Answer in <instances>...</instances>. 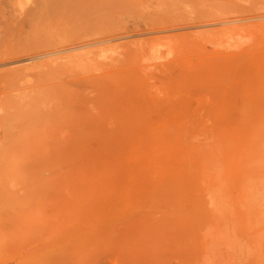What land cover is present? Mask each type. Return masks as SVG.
Masks as SVG:
<instances>
[{
  "label": "rangeland",
  "instance_id": "rangeland-1",
  "mask_svg": "<svg viewBox=\"0 0 264 264\" xmlns=\"http://www.w3.org/2000/svg\"><path fill=\"white\" fill-rule=\"evenodd\" d=\"M40 1L0 0V264H204L225 225L264 264V0Z\"/></svg>",
  "mask_w": 264,
  "mask_h": 264
},
{
  "label": "bare ground",
  "instance_id": "bare-ground-1",
  "mask_svg": "<svg viewBox=\"0 0 264 264\" xmlns=\"http://www.w3.org/2000/svg\"><path fill=\"white\" fill-rule=\"evenodd\" d=\"M39 1V0H38ZM43 0H41L40 2H42ZM47 1V0H46ZM45 1V2H46ZM57 1V0H56ZM55 1V2H56ZM99 1V0H98ZM102 1L103 0H101V3L99 4V6H102V5H104L103 3H102ZM44 2V3H45ZM54 2V1H53ZM65 2V1H64ZM64 2H60V6H62L63 5V3ZM67 2H68V5L69 4H71V5H69V6H73V2L74 1H72V0H67ZM66 2V3H67ZM70 2H72V3H70ZM75 2H78V1H76L75 0ZM74 2V3H75ZM84 2L86 3V1L84 0ZM100 2V1H99ZM47 3V2H46ZM61 3H62V5H61ZM84 3V4H85ZM88 3H90V2H88ZM58 4H59V2H58ZM102 4V5H101ZM52 5V4H51ZM55 5V4H54ZM64 5H66L65 3H64ZM63 5V6H64ZM39 6V5H38ZM45 6V5H44ZM60 6H56V8H60V10L58 9V12H61V9H62V7H60ZM68 6V7H69ZM87 6H89V4L87 5ZM53 7V6H52ZM90 7V6H89ZM88 7V8H89ZM96 7H98V6H96ZM95 7V9H93V10H95V12H96V10L98 9V8H96ZM19 8V7H18ZM56 8L54 9V11L57 13V10H56ZM64 8H66V6L64 7ZM78 8V7H77ZM102 9V7H99V10H101ZM104 11H105V6H104ZM83 10H85V13L83 14V13H81V17H80V19H83V24L84 23H86V27L88 28H93V31H94V27L92 26L94 23H97V26L100 28H104V26H103V24H105V20H104V18H103V16L105 15V12L104 11H100V13H102V12H104V14L103 15H99L98 16V14H95V12H93V11H90V12H88L89 10L87 9H83ZM63 11V10H62ZM73 11V10H72ZM77 11V10H76ZM78 11H79V9H78ZM45 12V11H44ZM49 12V11H48ZM70 12H71V10L69 11V12H66V14H70ZM87 12V13H86ZM46 13V12H45ZM91 13H93V16H92V14ZM59 14V15H58ZM57 15L58 16H60L61 15V13H58ZM63 15H65L66 16V18H68L67 17V15L66 14H64V13H62ZM84 15V17L82 18V16ZM87 14L89 15V16H87ZM91 14V15H90ZM63 15L61 16V19H62V17H63ZM96 15V16H95ZM50 16V15H49ZM52 16V15H51ZM73 16V15H72ZM85 16H87V18L85 17ZM90 16H92V17H90ZM95 16V17H94ZM89 17V18H88ZM52 18H54V17H52ZM64 18V17H63ZM66 18H64V19H66ZM85 18H86V20H85ZM71 21L72 20H74V18L72 19V18H69ZM68 19V20H69ZM52 20V19H51ZM63 20V19H62ZM67 20V19H66ZM67 20V21H68ZM97 20V21H96ZM60 22H61V20H59ZM66 21V22H67ZM67 22V24L69 23H72V22ZM86 21V22H85ZM236 20H231V21H226L225 23H231V22H235ZM50 22H52V21H50ZM64 22H65V20H64ZM81 22V21H80ZM82 23V22H81ZM81 23H79L78 22V24H76V23H73V25L74 24H76L77 25V27L78 26H81V27H85V26H83V25H80ZM98 23H99V25H98ZM54 24V23H53ZM67 25V28H68V26H70V25ZM223 24V23H222ZM51 25V24H50ZM72 24H71V26H73ZM210 25V24H209ZM76 26H74V28H75ZM96 27V26H95ZM98 27H97V30H98ZM70 28V27H69ZM68 28V29H69ZM72 29H73V27H71ZM101 28L99 29V30H101ZM60 29V28H59ZM62 31H60V32H63V29H61ZM65 30H66V27H65ZM75 30H77V31H75ZM74 31H75V34L78 32H80L81 31V29H79V27H78V29L76 28ZM80 30V31H79ZM227 30V29H226ZM69 30H66V32H68ZM73 31V30H72ZM84 33H85V35L89 32L88 31V29L86 30V32L84 31V29L82 30ZM229 31V30H228ZM241 31V30H240ZM70 32H71V30H70ZM231 32H232V30H231ZM239 32V31H238ZM77 33V34H78ZM90 33L92 34V31H90ZM217 33V32H216ZM233 33V32H232ZM243 33V32H242ZM67 34V33H66ZM69 34V33H68ZM71 34V33H70ZM73 34V33H72ZM89 34V33H88ZM237 34V33H236ZM235 34V32H234V34L233 35H229V38L232 40V42H231V40H230V44H228V45H225L226 43H224V48L225 47H227V46H229V49H232V48H240L241 47V42L242 41H240L239 39H241L238 35H236ZM244 34V33H243ZM100 35V34H99ZM240 35V34H239ZM77 36V35H76ZM82 36V35H81ZM223 36V35H222ZM227 36H228V33H227ZM72 37V36H71ZM92 37V36H91ZM98 37V36H97ZM215 37V36H214ZM221 37V36H220ZM224 37H225V35H224ZM239 37V38H238ZM244 37V36H243ZM80 38V37H79ZM83 38V37H82ZM218 38V37H217ZM228 38V37H227ZM222 39V38H221ZM245 39V38H244ZM244 39H243V42L242 43H244L245 41H244ZM81 40V39H80ZM220 40V39H219ZM225 40H227V39H225ZM217 41V40H216ZM222 41H224L223 39H222ZM78 42V41H77ZM104 42H106L104 39H103V36H102V34H101V36L99 37V38H97V39H93L92 41H88L87 43L85 42V47L86 46H95V45H102ZM221 42V41H220ZM225 42V41H224ZM227 42V43H228ZM211 43V42H210ZM219 43V42H218ZM105 44V43H104ZM217 44V43H216ZM222 43H220V45H221ZM245 44V43H244ZM75 45H77V44H75ZM83 45V44H82ZM81 45V46H82ZM215 45V44H214ZM220 45H218V46H220ZM223 45V44H222ZM73 46V45H72ZM80 46V47H81ZM217 46V45H216ZM74 47V46H73ZM75 47H78V46H75ZM83 47H84V45H83ZM83 47H81V48H83ZM222 47V46H221ZM230 47H232V48H230ZM248 47V46H247ZM73 49H75V48H73ZM219 49V48H218ZM228 49V48H227ZM241 49V48H240ZM67 50H69V49H67ZM102 50H103V48H102ZM95 51V50H94ZM97 51V50H96ZM57 51H55V54H57V53H59L60 51H58L57 53H56ZM98 52V51H97ZM223 52V51H222ZM48 53V52H47ZM54 53V52H53ZM52 53V54H53ZM160 53V52H159ZM51 53H48V54H45V55H50ZM163 54V53H162ZM101 54H99L98 56H100ZM103 55H104V53H103ZM39 57V56H38ZM42 57V56H41ZM87 57V56H86ZM102 58V57H101ZM89 59V58H88ZM97 59H99L98 57H97ZM90 61V60H89ZM98 61V60H97ZM253 133V132H252ZM212 170V169H211ZM212 182V181H211ZM261 185V184H260ZM215 202V201H214ZM211 205H212V203H211ZM233 216V215H232ZM220 218H224V215L222 214V216L220 217ZM233 219V218H232ZM195 220V219H194ZM223 220H225V219H223ZM214 222V221H213ZM227 226L225 225V226H223V228H225L224 229V231H223V233H221L220 231H218V230H211V231H209L208 233H206V237H207V240H206V244H207V247H206V250H205V253L204 254H202V256H205L204 257V264H252L253 262H254V250L249 246V245H247L246 244V242L245 241H242L241 242V240H239V241H237V240H235L234 238H233V236H232V230H231V227H230V229L227 227ZM192 230V229H191ZM195 234V233H194ZM194 236V235H193ZM235 236V235H234ZM195 237V236H194ZM195 240H197L196 238H195ZM201 240V239H200ZM195 242V241H194ZM198 242V241H197ZM195 249V248H194ZM196 249H197V247H196Z\"/></svg>",
  "mask_w": 264,
  "mask_h": 264
}]
</instances>
